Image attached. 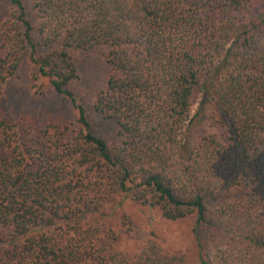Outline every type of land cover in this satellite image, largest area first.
Wrapping results in <instances>:
<instances>
[{
	"label": "trees",
	"instance_id": "16d2710c",
	"mask_svg": "<svg viewBox=\"0 0 264 264\" xmlns=\"http://www.w3.org/2000/svg\"><path fill=\"white\" fill-rule=\"evenodd\" d=\"M8 1L0 84L28 48L75 121L0 112V264H181L152 239L115 249L125 199L193 217L198 264H264V0H32L34 29ZM72 52L106 70L90 104L111 139L70 89ZM202 115L214 130L189 138Z\"/></svg>",
	"mask_w": 264,
	"mask_h": 264
},
{
	"label": "rangeland",
	"instance_id": "374dc122",
	"mask_svg": "<svg viewBox=\"0 0 264 264\" xmlns=\"http://www.w3.org/2000/svg\"><path fill=\"white\" fill-rule=\"evenodd\" d=\"M21 1L25 10L24 18L34 29L37 18L30 7L32 0ZM14 10L15 7L8 0H0V24ZM31 38L33 43L39 40L34 33ZM28 50L27 48L22 51L16 70L0 84L1 114L8 118L29 117L40 121L47 117L59 118L65 124L73 125L75 114L68 101L52 91L46 78L36 74L28 59ZM44 52L45 49L39 45L35 49L36 54L41 55ZM72 53L78 77L70 85V89L84 107L92 132L100 137L111 136V139L115 131L113 123L98 117L90 104L91 94L93 96L96 89L103 85L106 70L101 67L96 52ZM197 103L198 98L192 102L191 114L194 113ZM196 119L190 126L189 138L194 139L202 132L214 130L203 115ZM108 224L117 233V251L132 255L146 240L152 239L163 251L181 256V264H198L199 247L195 234L200 237L207 235L203 231L199 232L200 228H195L191 216L180 220H166L156 209L139 206L129 199H125L109 216Z\"/></svg>",
	"mask_w": 264,
	"mask_h": 264
}]
</instances>
